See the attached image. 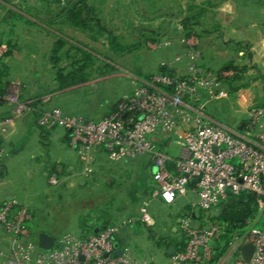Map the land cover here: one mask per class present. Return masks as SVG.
Listing matches in <instances>:
<instances>
[{
	"label": "built area",
	"instance_id": "built-area-1",
	"mask_svg": "<svg viewBox=\"0 0 264 264\" xmlns=\"http://www.w3.org/2000/svg\"><path fill=\"white\" fill-rule=\"evenodd\" d=\"M179 41L188 50L175 61L187 62L186 75L157 72L149 79L137 80L133 91L124 94L115 108L98 120L67 114L53 106L40 109L36 123L41 128L63 127L67 131L70 146L85 163L84 176L93 172V161L100 151L112 161L149 154L155 167L153 197L173 204L179 197L197 192L199 225L191 224V214L181 218L186 246L176 250L168 264H264V229L255 227L258 219L247 230H233L226 242L227 224L218 218L221 205L245 191L257 196L260 214H264V101L255 100L247 87L231 92L225 79L236 74L233 69L200 70L203 52L198 32H187ZM173 43V37L163 36L147 45L160 49ZM9 49L8 43L0 40V70ZM37 100L25 98L24 85L14 81L0 94V178L4 171L3 141L19 118L36 110ZM220 100H232L247 113L242 129L212 118L209 105ZM6 112L10 114L4 115ZM157 136L164 138L168 151L158 146ZM174 145L178 151L171 150ZM49 181L53 185L64 182L57 173H52ZM148 204L144 203L140 220L153 226L155 219ZM34 219L33 211L17 200L0 202V257L4 264H134L123 246V253L114 255L117 236L133 225V219L106 225L98 233H64L50 250L33 241L30 224ZM247 243L254 246L248 261L242 255ZM224 246L223 254L216 257Z\"/></svg>",
	"mask_w": 264,
	"mask_h": 264
},
{
	"label": "rangeland",
	"instance_id": "rangeland-1",
	"mask_svg": "<svg viewBox=\"0 0 264 264\" xmlns=\"http://www.w3.org/2000/svg\"><path fill=\"white\" fill-rule=\"evenodd\" d=\"M86 1L88 3L75 7L88 20L85 29L82 28V39H74L76 43L69 42L76 47L67 44L66 49L57 53L51 50L47 52L44 46V50L40 46L35 53L25 48L19 59L8 53L7 56L13 59H9V67H6L5 61L3 69L9 73L5 80L24 85L25 98H37L43 107L61 105V108L87 119L98 120L113 109L125 93L132 92L137 80L153 74L150 73L152 70L159 72V68L150 69L149 64L155 55L166 50L150 48L147 43L157 38L153 39L154 32L143 33L142 3L155 4L157 0ZM111 36H115L117 50L110 43ZM60 38L63 37L51 32L53 44ZM79 47L90 55H85ZM86 56H90L89 59L85 60ZM86 63L90 67L80 68ZM75 68H80L76 80L66 87L59 85L57 72L63 70L67 73ZM233 108H236V104L232 100L215 101L209 105L214 118L237 127L238 118ZM29 120L32 125L30 131L22 128V118H19L16 129L4 143L5 170L0 181V202L16 198L28 204L35 221L51 225L58 236L67 232L78 234L79 224L88 227L94 222L108 220L109 223L112 217L105 219L109 209L106 208L108 198L104 195L111 184L115 187L126 184L128 178L105 175L101 167H97L83 185L75 181L73 187H69L62 173L60 177L64 182L61 185L51 184L49 176L58 167L57 161H66L75 171L81 170L84 162L77 150L70 146L63 127H55L46 137L42 133L44 130L36 126L35 116L31 115ZM96 157L103 160V164L111 162L106 154ZM79 176L84 175L81 173L75 177ZM184 197L194 196L188 194L179 197L177 201H180L169 205L165 202L149 203L148 209L155 219V225L134 220L133 225L121 231L122 236L119 237L124 239L122 246L129 252L134 264H143L145 260L146 264H168L166 254L172 243L171 238H184L180 223L176 222L178 214L184 216L180 209ZM138 214L141 217L140 211ZM113 216H117L115 222L125 217ZM261 217L262 223H256L255 227L264 229V214ZM174 226L177 228L175 231ZM250 226L247 225L244 230ZM167 239L168 242L165 241Z\"/></svg>",
	"mask_w": 264,
	"mask_h": 264
},
{
	"label": "crops",
	"instance_id": "crops-1",
	"mask_svg": "<svg viewBox=\"0 0 264 264\" xmlns=\"http://www.w3.org/2000/svg\"><path fill=\"white\" fill-rule=\"evenodd\" d=\"M84 2L88 3L86 0H0V40L8 43L9 53H12V57L17 59L22 58V51L25 48L35 53L41 46L42 50L45 47L47 52L50 50L52 52L54 41L51 42V32L63 37L68 42L76 43L74 39H82L83 30L72 20L70 9L81 6ZM153 6L154 9H152ZM142 14V21L145 25L143 33L152 34L154 32L153 39L163 36L174 38L172 45L161 48L165 49V52L155 55L151 59L150 69L159 68L161 70L162 67H165L166 69H172L176 75L184 76L187 74V62L175 61L178 54L188 50V47L179 41V38L188 32L182 23V20L186 17L193 21L191 26L200 35L199 47L203 52L200 70L229 69V63L232 62L243 65L244 70L240 73L242 76L241 82L248 84L246 87L249 88L250 94L255 100L264 101V0H157L155 4L142 3ZM12 57L6 56V67H9V59ZM150 73L154 74L156 72L152 70ZM145 79V77H142V80ZM50 107L44 106L43 109ZM61 109L67 114H75L69 109ZM233 111L236 118H238L237 127L244 126L247 113L244 110L240 111L237 105L236 108H233ZM31 115L32 113L22 117V128L26 131H30L32 128L29 120ZM211 116L215 121L232 127L230 124L214 118L212 114ZM36 126L44 130L42 133L46 137L49 131L54 129L41 128L37 123ZM14 128L16 129V126ZM154 139L158 145H165L164 148L166 149L162 150H169L163 137L157 136ZM173 151H178V146L174 145ZM102 154L105 153L100 151L96 155ZM110 161L108 164H103V160H99L95 156L93 172L97 167H101V171L105 175L128 178L126 184L116 187L111 184L104 195L105 198H108L106 208L109 209L105 219L110 216L112 220L109 223H107L108 220L107 222H94L88 224V227L79 224V235L87 234L89 232L87 229L93 231L96 227L102 228L109 224L122 222L124 219L140 220L138 212H141L145 202H164L161 198L152 195L156 186L153 181L155 167L149 154H142L136 158ZM56 165L58 167L51 174L57 173L59 176H61V173L65 174L69 187H73L75 181L81 185L88 181V176L75 177L77 174L82 173L84 167L79 171H75L71 164L63 160L57 161ZM3 175L2 172L0 181L3 179ZM189 194L194 197L181 199L180 209L183 215L187 212L192 214L198 203L197 192L191 191ZM17 201L20 204L29 206L24 202ZM113 214L125 217L115 222L114 219L117 216H113ZM182 217L178 214L176 222L180 223L178 220ZM30 228L32 239L36 243H38V234L42 231L49 232L57 239L61 236L56 235L51 225L38 224L35 219L30 224ZM172 228L174 231L177 230L175 226ZM118 236H122V234ZM121 238L123 239V237ZM171 239L174 243L180 242L183 237L174 236ZM165 241L168 242V239ZM166 256L169 262L172 254L168 251ZM0 264H4L1 257Z\"/></svg>",
	"mask_w": 264,
	"mask_h": 264
},
{
	"label": "trees",
	"instance_id": "trees-1",
	"mask_svg": "<svg viewBox=\"0 0 264 264\" xmlns=\"http://www.w3.org/2000/svg\"><path fill=\"white\" fill-rule=\"evenodd\" d=\"M75 7L70 9V14H72L71 18L72 20L76 23V25H78L79 27L85 29V25L87 24L88 20H85V18L83 17L82 13L78 10H74ZM182 23L185 27V29L190 32L193 31L194 29L192 28V24L193 21H191L189 18H184L182 20ZM98 25L103 29L106 30L103 26H101L99 23ZM110 43L112 45V47L117 50L118 47V43L115 39V36H111L110 37ZM67 44H70L68 41H66L64 38H60V40H57L53 46H52V51L55 53H57V51H61L63 49H66ZM72 46H75L73 44H70ZM76 47V46H75ZM80 50L84 49L81 47H79ZM66 51V50H65ZM67 52V51H66ZM85 55H90L89 53L85 52ZM86 56V59H89V57ZM90 67L88 63L83 64L80 68H87ZM80 68H75L67 73H64L63 70H59L57 72L56 75V80L58 82H60L59 85H61L62 87H66L67 85H70L72 82V80H76V78L79 76V69ZM229 69H233L236 71V74H234L231 77H227L225 79L227 85L231 88V92H234L235 90H237L240 87H246L248 84L247 83H242V76H241V72L244 70V66L240 65V64H235V63H229ZM159 73H163V74H169V75H176L175 72L172 69L167 68L166 70H159ZM152 75V74H151ZM151 75L146 76V79H149ZM7 76V73L5 72V70L2 68L0 70V94H3L7 87L9 82L7 80H5V77ZM36 110H34L32 112V115L35 116V120L36 117L39 115L40 113V109H43L42 106V102L41 100H37L36 101ZM116 106V105H115ZM115 108V107H114ZM113 108V109H114ZM112 109V110H113ZM111 110V111H112ZM10 112H6L4 115H9ZM3 115V114H2ZM0 115V117L2 116ZM69 140V139H68ZM161 149H166L164 148L165 145H158ZM262 214H260V208L259 205L257 203V196L252 194L249 191H245L242 192L241 194L237 195L235 198V201L232 205L227 206L225 209H222L220 207L219 209V215L218 218L224 222L226 225V233L223 236V241H228L230 233L235 230V229H239V230H244V228L253 223L255 220H257V224L262 223ZM89 232L92 231V229H87ZM117 239L120 240V242L123 241V239L119 236H117ZM170 247H175L176 250H182L185 248L186 246V238L184 237L180 242H172L171 244H169ZM226 249V246H224L223 248L218 249V252L216 254V257H219L221 254H223L224 250Z\"/></svg>",
	"mask_w": 264,
	"mask_h": 264
},
{
	"label": "water",
	"instance_id": "water-1",
	"mask_svg": "<svg viewBox=\"0 0 264 264\" xmlns=\"http://www.w3.org/2000/svg\"><path fill=\"white\" fill-rule=\"evenodd\" d=\"M166 68L165 67H162L161 70H165ZM243 128V125L240 126V129ZM229 193L231 194L232 192L229 191ZM235 201V197L234 196H230L227 201L225 203H223L221 205V208L222 209H225L227 206H230L234 203ZM199 212V206H196L195 207V211L191 214L192 215V220H191V224L193 226H198L199 225V221H198V213ZM188 214V212H187ZM179 222L181 221V218H179L178 220ZM101 227H96L93 231L95 233H98L100 231ZM56 245V238L50 234L49 232L47 231H42V232H39L38 234V246L41 248V249H44V250H50L52 249L54 246ZM115 246L117 248V250L115 251L114 255H121L123 253V247H122V244L119 240H117L115 242ZM253 250H254V246L253 244H250V243H247V244H244L243 247H242V255L243 257L248 261L253 253ZM176 251V248L175 247H170L169 249V253L170 254H174V252Z\"/></svg>",
	"mask_w": 264,
	"mask_h": 264
}]
</instances>
